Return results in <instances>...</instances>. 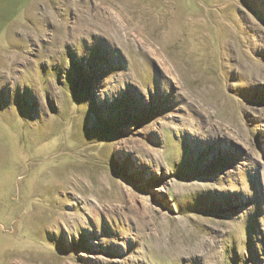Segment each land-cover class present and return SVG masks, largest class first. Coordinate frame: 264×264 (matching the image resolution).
<instances>
[{"label":"rangeland","instance_id":"1","mask_svg":"<svg viewBox=\"0 0 264 264\" xmlns=\"http://www.w3.org/2000/svg\"><path fill=\"white\" fill-rule=\"evenodd\" d=\"M0 263L264 264V0H35L13 20Z\"/></svg>","mask_w":264,"mask_h":264},{"label":"crops","instance_id":"2","mask_svg":"<svg viewBox=\"0 0 264 264\" xmlns=\"http://www.w3.org/2000/svg\"><path fill=\"white\" fill-rule=\"evenodd\" d=\"M48 3L52 5L51 2ZM33 6L35 0H0V35L3 30L9 28L13 20L19 18L22 13L29 12Z\"/></svg>","mask_w":264,"mask_h":264}]
</instances>
